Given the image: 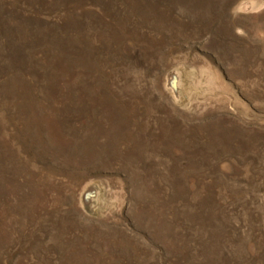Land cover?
<instances>
[{
    "label": "rangeland",
    "instance_id": "obj_1",
    "mask_svg": "<svg viewBox=\"0 0 264 264\" xmlns=\"http://www.w3.org/2000/svg\"><path fill=\"white\" fill-rule=\"evenodd\" d=\"M0 264H264V0H0Z\"/></svg>",
    "mask_w": 264,
    "mask_h": 264
},
{
    "label": "water",
    "instance_id": "obj_2",
    "mask_svg": "<svg viewBox=\"0 0 264 264\" xmlns=\"http://www.w3.org/2000/svg\"><path fill=\"white\" fill-rule=\"evenodd\" d=\"M182 76L177 69L169 70L165 75L164 87L168 90L175 102L181 101L183 96V83ZM96 196V191L94 187L88 189L83 195V202L86 206L90 205L94 197Z\"/></svg>",
    "mask_w": 264,
    "mask_h": 264
}]
</instances>
